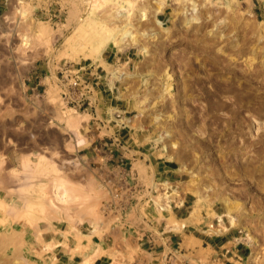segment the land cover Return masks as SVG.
Masks as SVG:
<instances>
[{
    "label": "rangeland",
    "instance_id": "1",
    "mask_svg": "<svg viewBox=\"0 0 264 264\" xmlns=\"http://www.w3.org/2000/svg\"><path fill=\"white\" fill-rule=\"evenodd\" d=\"M85 1L0 0V264H264V0Z\"/></svg>",
    "mask_w": 264,
    "mask_h": 264
},
{
    "label": "crops",
    "instance_id": "2",
    "mask_svg": "<svg viewBox=\"0 0 264 264\" xmlns=\"http://www.w3.org/2000/svg\"><path fill=\"white\" fill-rule=\"evenodd\" d=\"M164 173H172V169L165 167L161 173H159L158 175L160 177H163L162 174ZM160 227L152 224H144V223H139L137 226H135L131 231L135 232L132 233V238H136V237H143L145 236L146 240L148 241H153L152 242V246L154 249L150 250V253H152V255L155 257V259L157 260L156 262H154V264H159L158 262H160L162 259V254L166 248V245L163 244L161 242V238L162 239H167V238H171L170 234H161L160 231ZM128 233V232H127ZM159 233L161 235H159ZM194 239L196 240V243L199 242L202 245L205 243L208 245L209 248H218L219 250H221L220 254L221 256H223V264H245V258L247 256V247L244 244H233L232 243V236H223L221 238H216L217 241L213 243V245L211 243H206L203 239L201 238H196L194 237ZM167 241V240H166ZM231 243V244H230ZM150 245V246H151ZM148 246V247H150ZM216 250V249H214ZM103 258L100 257H96L92 264H100L99 261H102Z\"/></svg>",
    "mask_w": 264,
    "mask_h": 264
},
{
    "label": "bare ground",
    "instance_id": "3",
    "mask_svg": "<svg viewBox=\"0 0 264 264\" xmlns=\"http://www.w3.org/2000/svg\"><path fill=\"white\" fill-rule=\"evenodd\" d=\"M84 3V2H83ZM85 3L87 4V8L88 9H85V11H84V16H82V13L80 14V10L82 9V6L79 4V3H74L73 4V7H71V9L69 10V15H70V17L72 18V19H79L80 18V16H82V19H81V22L82 21H86V19H87V14H88V12H89V9H90V4H91V0H86L85 1ZM90 13V12H89ZM127 27V26H126ZM136 40L137 39H135L134 37H133V41H134V43H136ZM138 41V40H137ZM143 48H141V50H142ZM247 61H249V59L247 60ZM250 62V61H249ZM248 62V63H249ZM247 63V62H246ZM249 65V64H248ZM251 70V69H250ZM243 72V71H242ZM247 72V71H246ZM245 75H246V73H245ZM247 79H249V78H247ZM232 80V79H231ZM233 82V81H232ZM235 82V81H234ZM237 84H239V83H237ZM240 85V84H239ZM231 88V87H230ZM243 88V87H242ZM247 88V87H246ZM249 90V89H248ZM238 93V92H237ZM243 93V92H242ZM240 94H241V92H240ZM237 96V95H236ZM245 96V95H244ZM242 98V97H241ZM244 98V97H243ZM240 99V98H239ZM241 100V99H240ZM239 100V101H240ZM242 100H244V99H242ZM243 102V101H242ZM241 102V103H242ZM237 103V101L235 102V104ZM246 104V103H245ZM238 105V104H237ZM233 106V105H232ZM245 106V105H244ZM243 106V107H244ZM247 107V106H246ZM236 108V107H235ZM233 116V115H232ZM239 117V116H238ZM232 119H234V118H232ZM238 125V124H237ZM234 126V125H233ZM240 128V127H239ZM230 129V128H229ZM233 130V129H232ZM241 130V129H240ZM228 131V130H227ZM237 132V131H236ZM232 138V137H231ZM244 142V141H243ZM255 143V142H254ZM258 143H261V142H258ZM243 144H245V143H243ZM257 145V144H256ZM255 145V146H256ZM259 146H261V145H259ZM259 148V147H258ZM259 151V150H258ZM257 153V152H256ZM233 155V154H232ZM237 156V155H236ZM235 156V157H236ZM263 156V155H262ZM235 157H234V159H235ZM261 158V157H260ZM261 162V161H260ZM247 163V162H246ZM257 163V162H256ZM262 163V162H261ZM241 164V163H240ZM242 165V164H241ZM234 166V165H233ZM251 166V165H250ZM257 170V169H256ZM259 170V169H258ZM260 170H262V169H260ZM238 171V170H237ZM240 172V171H239ZM241 172H243V171H241ZM262 172V171H261ZM263 172H264V170H263ZM250 173H252V172H250ZM246 174V173H245ZM252 174H255V173H252ZM251 174H249V176H250ZM259 175V174H258ZM247 176V175H246ZM264 176V175H263ZM262 176V177H263ZM261 177V178H262ZM251 178V177H250ZM259 178V177H258ZM244 179V178H243ZM246 179V178H245ZM252 179V178H251ZM260 179V178H259ZM257 184V183H256ZM260 184V183H259ZM262 184V183H261ZM259 187V186H258ZM262 188V187H261ZM263 188H264V186H263ZM257 189H259V188H257ZM262 190V189H261ZM260 192V191H259ZM262 192H264V191H262ZM159 207H161V206H159ZM225 207H226V212H225V214L224 215H219V214H217V218H218V221L219 222H222V216H226L227 218H228V220L230 221V223H231V225L233 226L234 224H235V219H234V217L232 216V214H231V208H232V205L230 204V202L229 201H226L225 200ZM220 224V223H219ZM238 224V223H237ZM248 236V235H247ZM96 254H98V253H96Z\"/></svg>",
    "mask_w": 264,
    "mask_h": 264
},
{
    "label": "built area",
    "instance_id": "4",
    "mask_svg": "<svg viewBox=\"0 0 264 264\" xmlns=\"http://www.w3.org/2000/svg\"><path fill=\"white\" fill-rule=\"evenodd\" d=\"M62 97L64 100L72 99L77 102H89L91 89L89 84H83L79 77L73 79V81L69 84L67 90L62 92ZM75 99V100H74ZM119 116V113H116Z\"/></svg>",
    "mask_w": 264,
    "mask_h": 264
}]
</instances>
